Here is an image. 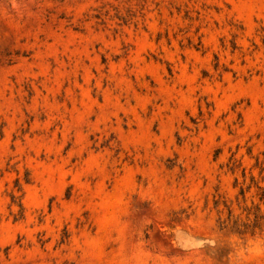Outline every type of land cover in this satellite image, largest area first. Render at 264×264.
I'll return each mask as SVG.
<instances>
[{
    "label": "rangeland",
    "instance_id": "rangeland-1",
    "mask_svg": "<svg viewBox=\"0 0 264 264\" xmlns=\"http://www.w3.org/2000/svg\"><path fill=\"white\" fill-rule=\"evenodd\" d=\"M0 264H264V0H0Z\"/></svg>",
    "mask_w": 264,
    "mask_h": 264
}]
</instances>
